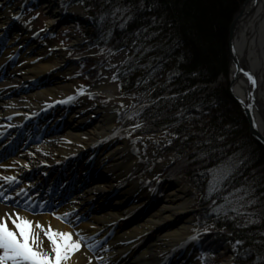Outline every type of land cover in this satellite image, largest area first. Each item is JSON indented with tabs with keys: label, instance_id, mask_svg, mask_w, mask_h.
Here are the masks:
<instances>
[{
	"label": "bare ground",
	"instance_id": "6f19581e",
	"mask_svg": "<svg viewBox=\"0 0 264 264\" xmlns=\"http://www.w3.org/2000/svg\"><path fill=\"white\" fill-rule=\"evenodd\" d=\"M61 1L44 0L42 8L49 15L48 28L53 27L62 13L58 5ZM26 2L0 0V31L16 29L11 35V50L24 51L9 74L15 85L0 92V115H10L18 122L21 119L18 114L38 111L44 118L37 121L45 119V133L38 144L14 147L8 163L11 166L0 167V178L25 177L31 172L35 182L44 174L54 173L57 176L52 181L57 197L51 215H29L2 206L0 215L15 210L33 222L39 220L45 227L51 224L53 229L72 233L73 239L78 238L77 233L87 237L68 264H189L191 256L187 248L193 241L189 237L196 236L194 221L189 216L195 202L189 182L164 174L165 162L159 155L164 141L158 134L129 139L131 135L125 134L130 125L127 118L119 123L115 119L128 101L119 98L116 85L109 80L128 48L109 53L93 82L78 84L73 79L77 68L66 61L62 50L52 43L43 46L42 38L34 36L31 26L15 18L17 7ZM250 8L238 20L231 42L228 26L227 55L229 58L233 47L235 65L231 59L226 76L231 80L233 95L249 106L256 130L264 136V0H257ZM49 51L53 55L49 56ZM36 57L38 60L34 61ZM237 64L243 70L239 71ZM248 71L255 76L254 88L245 75ZM17 90L23 94L17 95ZM91 94L102 95L101 103L92 105ZM5 129L0 124V133ZM3 145L7 148L5 142ZM144 147L146 151L140 155ZM62 169L67 176L60 177ZM159 172L158 186L152 192L148 186ZM15 182L18 190L25 187L17 179ZM73 182L75 190L68 194ZM6 183L9 182L5 181L3 186ZM44 185L45 181L38 185V190ZM163 188L165 193L158 194ZM60 198L61 205L57 206ZM64 213L68 215L61 218L54 215ZM8 225L12 227L10 221ZM40 239L41 246L49 250L43 233Z\"/></svg>",
	"mask_w": 264,
	"mask_h": 264
},
{
	"label": "trees",
	"instance_id": "16d2710c",
	"mask_svg": "<svg viewBox=\"0 0 264 264\" xmlns=\"http://www.w3.org/2000/svg\"><path fill=\"white\" fill-rule=\"evenodd\" d=\"M240 1L71 3H81L90 15L88 43L110 51L128 48L115 72L119 90L124 97L135 92L151 100L136 110L147 126L143 133L172 131L164 152L178 154L171 170L180 162L200 196L197 225L208 229L203 246L214 250L225 241H240L232 264H264V147L248 133L227 83L209 86L227 74V29ZM209 169H219L218 176L230 169L211 193Z\"/></svg>",
	"mask_w": 264,
	"mask_h": 264
},
{
	"label": "rangeland",
	"instance_id": "374dc122",
	"mask_svg": "<svg viewBox=\"0 0 264 264\" xmlns=\"http://www.w3.org/2000/svg\"><path fill=\"white\" fill-rule=\"evenodd\" d=\"M16 1L20 2L23 0H16ZM43 1L44 0H42L40 3H37L36 0H27V2H26L27 5L25 8L26 10H25V12H23V14L20 15L19 19L24 23H29V25L33 28L36 36L41 35L43 33L45 34V31H46V36H45V41H44L46 43V46L49 47V44L52 43L62 50L63 56L65 57L66 61L71 62L72 66H75L77 68L76 71L74 72L73 79L78 84L87 85V84L93 82L96 79L98 68L101 65V63L103 62V59L106 58L109 53L114 52V50L110 51L107 48L99 49L94 44H92V43L88 44L87 42H85V32H89L90 31L89 28H91V26H92L90 15H89L87 8L85 6H81L78 4L72 5V4H70L71 0H62L60 3H58L59 8L61 7L63 9L61 15L57 18V20H55L53 27H51L50 29L44 30L46 22L49 19V15L44 11V8H42L43 7L42 6ZM242 1L243 0H241L238 3V7L241 5ZM79 4H81V3H79ZM238 7H236V9L232 12L231 17H233V14L238 10ZM69 17L70 18H74V17L76 18L77 17V18L81 19L82 23H81L80 30H77L76 32L70 31L67 33H62L61 29L65 26L69 25V23L67 22ZM231 17H230V21L232 19ZM60 23H62V24H60ZM63 23H67V24H63ZM228 26H229V24H228ZM82 33H83V35H82ZM69 45H71V46L74 45L73 46L74 48L69 47ZM54 53H56V52L54 51ZM51 55H53V54L49 53V56H51ZM85 55H87L88 57L84 58ZM126 56H127V54H126ZM62 66H63V64H61V66H59V67L62 69L63 68ZM60 68H58V69H60ZM112 76H113V74L111 75L109 82H112L114 85H116L118 95L120 96L119 98L128 101V105L124 106L122 108V110L116 115V118H115L116 122L119 123L124 118H127L130 125L128 126L129 128L126 130L128 133L126 132L125 134L129 135L131 130H133L134 128H138L139 126L141 127L139 134L140 133L143 134V131H144V129L145 130L147 129V126L142 124V122L138 120V118L136 117V111L135 110H137V108H139V106H141V105L149 104L151 102V100L149 98H145V99L138 98L139 94H136L135 92L130 94V95H135V97L134 96H129L128 98H127V96L124 97L120 93L118 81L115 80V78H113ZM216 80L217 81L213 82L212 85L213 84L216 85L217 83H221V82L222 83L226 82L227 87H228L229 81H228V77L226 75L224 76L223 74H221L217 77ZM139 88H140V86H137L134 90L138 91V93L140 91V95H141L144 93V91H142L143 88H140V89ZM89 97H90L89 102L92 105H98L99 103H101V101L103 99L102 95H98V94H91ZM248 133L250 134L249 125H248ZM155 134H158L160 136V138L164 141L161 148H160V151H159L160 158L165 162V166H166L165 167L166 170H165L164 174L170 178H174V177H180L181 178L182 177V178H185L189 182L188 177L184 173L183 167L180 166L181 165L180 162L178 163L177 168L173 167V168H176L175 171L171 170L172 169L171 165L173 164L172 163L173 159L174 158H175V160L179 159L178 154L175 151H171L169 153H165V152L161 153L163 147H166L170 143V141L174 138L172 131L169 129H166L165 131H160V132H155V133H147L145 135H151L152 136ZM140 136H143V135H140ZM132 137H133L132 135H131V137L129 136V139H134ZM145 149H146V147H144L140 150V152H139L140 155H143L145 153V151H146ZM158 174L161 175V173L159 172L155 175V177H157ZM155 186L150 185V187L148 186V188L153 192L157 188ZM157 186H158V183H157ZM191 188H192V197L195 199V202H194L193 206L191 207V211L189 213V216H190V219H192L193 221L196 222V220H197L196 219V216H197L196 213L199 210L198 202H199L200 196L194 190V188L192 186H191ZM159 193L161 195H163L165 193V188H163ZM193 232L195 233L198 231L196 229H193ZM205 234L206 233H204L202 235H205ZM199 236L200 235H198L196 239H193L190 246L187 248L188 252L191 248L197 246ZM202 239L205 240L206 238L203 237ZM207 240L212 241V238L210 239V237H207ZM213 242H215L216 245H218V243H219V242L216 243L217 241H215V240ZM203 247L210 249V247L207 245H205ZM225 247H226V249L224 248V246H222V248L220 247V249H218V253L221 254L219 257H217V256L215 257V255H211L207 261L203 260V258H204L203 256H205L204 253L201 252L198 255L199 251L195 250V252H193L192 255L190 254L191 260L189 261V264H205V263L206 264H232L235 254L230 252V250H227V248L233 249V247H231L229 245H225ZM172 254H174V252ZM210 254H212V253H210ZM187 264H188V262H187Z\"/></svg>",
	"mask_w": 264,
	"mask_h": 264
},
{
	"label": "snow or ice",
	"instance_id": "6c2138e0",
	"mask_svg": "<svg viewBox=\"0 0 264 264\" xmlns=\"http://www.w3.org/2000/svg\"><path fill=\"white\" fill-rule=\"evenodd\" d=\"M15 18L19 19V16ZM245 75L255 83L251 73H245ZM0 167H8V165H0ZM229 171L230 169L224 170L223 174L218 176L219 169H209V172L213 173V179L209 181L210 193L216 190L217 179H224ZM3 179L12 183L15 182L16 177L4 176ZM23 191L21 189V192ZM0 195L5 201L9 200L7 195ZM54 215L61 218V215L66 217L68 213ZM9 221L12 227H9ZM40 233H43V237L46 238L49 250L41 246L43 241L40 239ZM76 235L78 238L73 239L72 233L53 229L51 224L45 227L39 220L33 222L15 210L11 213L5 211L3 215H0V264H68L73 253L77 252L83 241L87 239L79 233ZM197 236L189 237V239H196ZM236 243L239 244L240 241ZM88 259L90 261L91 257Z\"/></svg>",
	"mask_w": 264,
	"mask_h": 264
},
{
	"label": "water",
	"instance_id": "95a60500",
	"mask_svg": "<svg viewBox=\"0 0 264 264\" xmlns=\"http://www.w3.org/2000/svg\"><path fill=\"white\" fill-rule=\"evenodd\" d=\"M257 0H253V4H252V1L251 0H244L242 2V4L240 5V7L238 8V10L233 14V17L229 23V37H228V41L231 42V33L232 31H234L233 29H235L237 27V23H238V20L241 19V16L243 14V12L246 10H250L251 8L250 7H253L255 4H256ZM251 3V5L249 4ZM248 7V8H247ZM247 8V9H246ZM245 11V12H246ZM228 48H229V44H228ZM233 55H234V52H233V47H231L230 51H229V63H230V60L233 58ZM233 61V59H232ZM234 65H235V62L233 61ZM239 71L243 70L240 68V66L237 64V67H236ZM248 73H251V75L253 76L254 78V81H255V76L253 75V73L251 71H248ZM228 89H229V92L231 93V95L233 96V99L237 102V104L240 106L242 112L244 113L246 119H247V122H248V125H249V132L250 134L252 135V137H254L258 142H260L263 147H264V136L262 134H259L256 130V127H255V124L253 123V118H252V115H251V110L249 108V106L245 105L242 103V101H240L238 98H236L233 93H232V86H231V80L230 78H228ZM252 87L254 88L255 87V83L252 82ZM251 100V99H249ZM252 102V100H251Z\"/></svg>",
	"mask_w": 264,
	"mask_h": 264
}]
</instances>
